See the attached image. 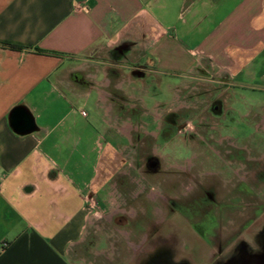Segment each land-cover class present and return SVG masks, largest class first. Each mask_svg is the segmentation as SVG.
I'll return each instance as SVG.
<instances>
[{
    "label": "crops",
    "instance_id": "obj_1",
    "mask_svg": "<svg viewBox=\"0 0 264 264\" xmlns=\"http://www.w3.org/2000/svg\"><path fill=\"white\" fill-rule=\"evenodd\" d=\"M262 53L264 0H0V264H97L80 243L112 145L93 96L125 130L164 76L254 80Z\"/></svg>",
    "mask_w": 264,
    "mask_h": 264
},
{
    "label": "flooded vegetation",
    "instance_id": "obj_2",
    "mask_svg": "<svg viewBox=\"0 0 264 264\" xmlns=\"http://www.w3.org/2000/svg\"><path fill=\"white\" fill-rule=\"evenodd\" d=\"M207 84L204 97L198 87L190 96L192 108L204 104L199 122L205 123V138L175 145L189 154L150 155L145 167L156 170L98 176L101 186L88 196L96 205L88 204L96 210L94 233L87 220L80 243L86 254L96 253L97 264H225L234 257L264 264V224L252 239L244 229L245 210L264 207V100L244 101L232 91L243 84L227 74L210 75ZM180 95L178 90L174 98ZM243 117L254 122L257 135L228 137L227 122L240 125ZM103 191L110 199L101 205ZM139 215L145 219L135 223Z\"/></svg>",
    "mask_w": 264,
    "mask_h": 264
},
{
    "label": "rangeland",
    "instance_id": "obj_3",
    "mask_svg": "<svg viewBox=\"0 0 264 264\" xmlns=\"http://www.w3.org/2000/svg\"><path fill=\"white\" fill-rule=\"evenodd\" d=\"M255 71L257 76L254 80H241L242 86L232 88V91L236 92L239 97H242L244 101L250 102L253 98H261L264 100V53H262L255 64ZM225 75L214 69L208 64H202L197 66L191 72L182 74L179 77H169L164 76L165 83L163 86L153 85L152 91L158 92L155 98L149 97L146 100V109L150 108L147 112L145 108H134L128 109L126 119L133 123L134 125L128 127L125 130H117L110 123V116L105 113L104 108H97L92 103L94 96L87 106L84 107L86 112L90 113L89 119H96L95 122L100 128L102 135V142L106 143L110 141L111 151L109 153V158L103 160L100 165V174L108 173L110 171H144V170H156L158 168H147L145 167L144 157L150 155H183L189 154V152L178 149V140H189V139H202L205 138L206 129L204 127L205 123L199 122L204 120L206 112L204 110V104L198 106V108H192L191 105V94L192 91L198 87L197 91H201V96L204 97V92H206V86L208 87L207 80L210 75ZM149 75L153 73L149 72ZM168 82V83H167ZM170 83V85H168ZM179 85V86H178ZM158 87V88H157ZM180 89L181 97L179 100L174 98V93L177 92L176 88ZM175 89V90H174ZM158 102L159 106L153 108ZM158 109V110H157ZM261 112H264V108L261 107ZM193 117H197L198 121H192ZM240 125L236 123L227 122L223 132L227 134L228 137L235 138L242 135L254 134L256 133V126L250 117L238 118ZM140 123V127L137 130V124ZM137 125V126H136ZM237 126V127H236ZM159 137L156 135L160 131ZM238 128L239 132L235 129ZM130 130L132 135H130ZM126 133L128 135H124ZM109 139V140H107ZM186 144V149H188V143ZM107 147H103L102 151L105 153ZM138 157V160L134 163L128 162L126 159H130L131 156ZM127 157V158H126ZM129 157V158H128ZM169 164H172L170 162ZM182 166L186 163L182 162ZM105 186V185H104ZM164 187V186H163ZM103 200H101V205L108 203L109 194L103 191L101 195ZM137 201H141L142 196L139 195ZM94 204V203H93ZM98 205V204H97ZM106 205V204H105ZM96 207V205L94 204ZM90 207V215L88 218V231L91 232L90 235L94 233L93 222L97 218L94 215L96 210ZM251 217V218H250ZM252 219V220H249ZM145 219L141 215L135 220V223H140L141 220ZM244 219L246 224L244 226L245 233L249 239L253 238L254 235L263 228L264 224V207L261 209L245 210ZM209 259H197L195 264H207Z\"/></svg>",
    "mask_w": 264,
    "mask_h": 264
},
{
    "label": "water",
    "instance_id": "obj_4",
    "mask_svg": "<svg viewBox=\"0 0 264 264\" xmlns=\"http://www.w3.org/2000/svg\"><path fill=\"white\" fill-rule=\"evenodd\" d=\"M225 264H261V263H255L253 259H238V258H231L226 261Z\"/></svg>",
    "mask_w": 264,
    "mask_h": 264
},
{
    "label": "built area",
    "instance_id": "obj_5",
    "mask_svg": "<svg viewBox=\"0 0 264 264\" xmlns=\"http://www.w3.org/2000/svg\"><path fill=\"white\" fill-rule=\"evenodd\" d=\"M83 113H85V111H83ZM6 244H0V253L3 251L4 247H5Z\"/></svg>",
    "mask_w": 264,
    "mask_h": 264
}]
</instances>
